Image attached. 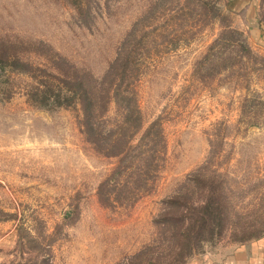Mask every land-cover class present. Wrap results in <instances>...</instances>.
Here are the masks:
<instances>
[{"label":"rangeland","instance_id":"1","mask_svg":"<svg viewBox=\"0 0 264 264\" xmlns=\"http://www.w3.org/2000/svg\"><path fill=\"white\" fill-rule=\"evenodd\" d=\"M228 27L251 54L223 48L202 64ZM130 34V47L142 46L131 80L142 118L134 143L155 121L164 140L155 180L135 201L101 202L118 160L88 141L80 106L36 105L27 97L35 81L7 70L0 264H143L133 257L166 246L156 224L165 202L205 163L225 178L232 220L193 257L264 235V0H0V56L33 67L58 63L101 79ZM126 113L114 98L105 128L117 130Z\"/></svg>","mask_w":264,"mask_h":264},{"label":"trees","instance_id":"2","mask_svg":"<svg viewBox=\"0 0 264 264\" xmlns=\"http://www.w3.org/2000/svg\"><path fill=\"white\" fill-rule=\"evenodd\" d=\"M75 4L80 11L82 7ZM132 38L130 34L122 43L117 58L101 79L73 66L57 63L52 72L23 63L17 56H0V80L11 70L35 81L27 91L30 102L56 108L80 106L82 130L88 141L105 156L118 160L111 176L98 189L100 201L107 205H125L148 190L149 183L157 176L158 162L165 148L159 121L152 123L134 143L142 129V118L133 101L131 80L132 68L139 66L138 53L142 46L137 41L131 48ZM237 47L251 54L243 35L228 27L223 31V39L214 44L202 64H207L210 55L223 48ZM114 98L125 106L127 113L117 130H110L105 128L104 114ZM211 168L203 164L189 175L175 196L165 202L166 207L156 221L162 235L161 245H166L161 255L154 257L156 247L152 244L133 258L143 256V264H186L205 242L222 233L223 225L232 220L227 211L230 200L225 178Z\"/></svg>","mask_w":264,"mask_h":264},{"label":"crops","instance_id":"3","mask_svg":"<svg viewBox=\"0 0 264 264\" xmlns=\"http://www.w3.org/2000/svg\"><path fill=\"white\" fill-rule=\"evenodd\" d=\"M186 264H264V235L225 254L205 253L191 257Z\"/></svg>","mask_w":264,"mask_h":264}]
</instances>
